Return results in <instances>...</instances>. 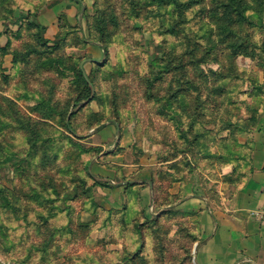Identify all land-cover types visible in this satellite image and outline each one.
I'll return each instance as SVG.
<instances>
[{"label": "rangeland", "instance_id": "rangeland-1", "mask_svg": "<svg viewBox=\"0 0 264 264\" xmlns=\"http://www.w3.org/2000/svg\"><path fill=\"white\" fill-rule=\"evenodd\" d=\"M66 1L0 0V38L16 55L14 62L0 56V264H194L187 228L176 230L179 237L171 221L137 230L104 210L92 184H111L92 176L91 166L105 159L90 149L122 153L124 129L137 160L205 168L219 148L227 159L264 105V7L258 12L249 0L252 10L229 35L215 25L228 0H70L77 24L62 31L63 42L28 28ZM90 44L101 53L98 66ZM78 65L94 95L73 104ZM185 81L194 88L183 90ZM59 115L77 138L56 123ZM96 120L115 122L120 137L95 146ZM123 195L133 207L132 192Z\"/></svg>", "mask_w": 264, "mask_h": 264}, {"label": "crops", "instance_id": "crops-1", "mask_svg": "<svg viewBox=\"0 0 264 264\" xmlns=\"http://www.w3.org/2000/svg\"><path fill=\"white\" fill-rule=\"evenodd\" d=\"M63 4L57 12L51 10L38 17L46 40L58 34L60 15L70 26L77 24L75 2ZM4 42L6 39L0 38V47ZM87 53L91 62H98L101 56L93 44ZM4 57L11 62V55ZM260 84L264 85V71ZM255 122L251 131L237 134L227 159L222 153L225 149L219 148L211 166L201 168L190 162L185 170L175 168L176 160L156 163L147 156L137 160L132 148L125 146L128 136L121 129L117 149L123 152L113 155L101 151L105 161L90 168L92 176L111 184L96 187L104 196V210L120 212L126 224L171 221L172 235L177 237L180 231L176 230L187 228L193 237L194 264H264V105ZM119 130L115 125H102L91 138H98L95 146L103 147L104 142L120 137ZM127 191L135 197L133 207L123 202ZM129 209L134 211L132 217L127 216Z\"/></svg>", "mask_w": 264, "mask_h": 264}, {"label": "trees", "instance_id": "trees-1", "mask_svg": "<svg viewBox=\"0 0 264 264\" xmlns=\"http://www.w3.org/2000/svg\"><path fill=\"white\" fill-rule=\"evenodd\" d=\"M252 3L256 4L254 6V9L258 10L259 8L261 7H264V0H250ZM221 3V6H226V9H224V13L222 14V16L220 17L219 14L216 15V21H215V25L217 27V29L220 31V33H225V34H231V32L234 30L236 24H240L238 22V17H241L245 18V14L247 13V11H251V7H250V3H249V0H228V1H225V3H228V4H222L224 3L223 2H220ZM254 12V11H252ZM258 12H260V10H258ZM182 15V14H181ZM236 17V20H234V18ZM61 18V17H60ZM59 18V21H58V34H57V41L59 42H63L64 39H62L63 37L61 36V33L62 31L67 28L71 31H74L76 29V26L72 27L70 26L66 21H62L61 19ZM226 20V23L228 24L230 22V25H228V29L226 27V23L225 21ZM65 22V23H64ZM236 23V24H235ZM28 28L30 29H33V30H37L39 32H37L38 36L40 35V33H43L45 31V29L38 25V24H31L29 23V26ZM235 36V35H234ZM7 40V39H6ZM38 41H40V39H38ZM42 41V39H41ZM46 40L44 42H42V44H45ZM79 45H86L87 44V41H85V39H83V36H79ZM8 44V42H7ZM72 48H78V47H72ZM79 48H82V47H79ZM102 48L104 50V54H106V48L104 45H102ZM5 55H11L12 56V61L14 62V59H15V53L13 52V50H9L8 49V46L5 45L4 47H2V49H0V56H5ZM92 65H99V63L97 62H93ZM73 71H74V77L76 78L77 80V83H75V93H76V97H75V103L73 104H76V103H80V102H83L85 101L90 95L91 93L93 92V86H94V81H92L89 77H86V75L84 74V69L83 67L81 68L79 65L78 66H75L73 68ZM184 84L186 85V88L183 89V90H189V89H192L194 88V85L195 83L194 82H189V81H185ZM180 96V95H179ZM197 98L200 100V97L197 96ZM185 103L183 104V106H180V107H184ZM198 106H201V102H199ZM60 117H58V121L56 122L57 124L61 125V127L68 133L70 134L71 136L77 138L76 136V133L74 132V130L72 129L71 127V124L69 122V120H67V117L64 118L62 117L61 115H59ZM44 120H48V117L47 118H43ZM256 120H249L247 121L248 123L251 122V124H255ZM92 125H99V126H102L103 124H101L98 120H96ZM91 125V127H92ZM232 125V124H230ZM253 125L251 127H253ZM230 127V126H229ZM247 128H239V129H236V131H230V128L227 129V131H229V133L231 134H234V133H238L240 131H243V130H246ZM59 136L61 139H64L65 141L69 142V143H72L71 141V137H68L67 135H63L62 133H59ZM49 141V139H48ZM219 142H226L225 139H220ZM52 147V146H51ZM49 151H51V148L49 149ZM88 150H82L81 153H86L88 152ZM90 151H94V152H97V154H100L101 153V149H96V148H93L90 149ZM99 151V152H98ZM49 158H53V159H57V156L55 154H52V157L49 156ZM98 186H104L106 187L107 185L105 184H101L100 182H95L93 181V184H92V187H98ZM38 195V194H37ZM52 210H55L56 208L55 207H51ZM50 208V209H51ZM154 221V220H153ZM125 225H127L125 223ZM136 229L139 230V225H136ZM188 238L190 241L193 240V237H190L188 235ZM134 257V258H133ZM129 259H132L135 261V256L131 255ZM127 260V259H125Z\"/></svg>", "mask_w": 264, "mask_h": 264}, {"label": "water", "instance_id": "water-1", "mask_svg": "<svg viewBox=\"0 0 264 264\" xmlns=\"http://www.w3.org/2000/svg\"><path fill=\"white\" fill-rule=\"evenodd\" d=\"M93 95H94V91L92 92V96H93ZM110 123H112L113 125H115L116 127H118L117 124H116L115 122L110 121ZM195 250H196V247L194 248V253H195ZM194 253H193V254H194Z\"/></svg>", "mask_w": 264, "mask_h": 264}, {"label": "built area", "instance_id": "built-area-1", "mask_svg": "<svg viewBox=\"0 0 264 264\" xmlns=\"http://www.w3.org/2000/svg\"><path fill=\"white\" fill-rule=\"evenodd\" d=\"M264 213V212H263Z\"/></svg>", "mask_w": 264, "mask_h": 264}]
</instances>
